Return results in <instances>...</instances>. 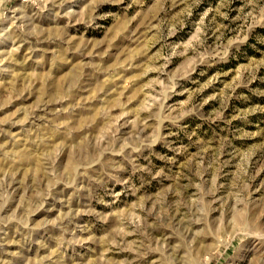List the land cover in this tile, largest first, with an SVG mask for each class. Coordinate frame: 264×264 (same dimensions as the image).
Segmentation results:
<instances>
[{
    "label": "rangeland",
    "instance_id": "374dc122",
    "mask_svg": "<svg viewBox=\"0 0 264 264\" xmlns=\"http://www.w3.org/2000/svg\"><path fill=\"white\" fill-rule=\"evenodd\" d=\"M0 264H264V0H0Z\"/></svg>",
    "mask_w": 264,
    "mask_h": 264
}]
</instances>
